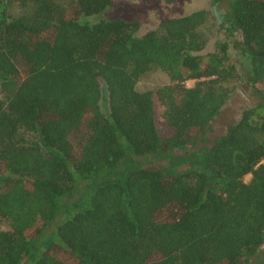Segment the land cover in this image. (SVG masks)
<instances>
[{"label":"trees","instance_id":"obj_1","mask_svg":"<svg viewBox=\"0 0 264 264\" xmlns=\"http://www.w3.org/2000/svg\"><path fill=\"white\" fill-rule=\"evenodd\" d=\"M209 1L138 34L101 15L151 0H0V264H264V0ZM215 25L256 102L196 148L242 81Z\"/></svg>","mask_w":264,"mask_h":264},{"label":"rangeland","instance_id":"obj_2","mask_svg":"<svg viewBox=\"0 0 264 264\" xmlns=\"http://www.w3.org/2000/svg\"><path fill=\"white\" fill-rule=\"evenodd\" d=\"M127 3H139L141 0H120ZM146 1V0H143ZM197 10H206L208 13H212L217 20L214 10L216 7L212 5L209 0H191V1H173L169 2L167 0H151L150 4L145 3V6L140 10L132 9H117L103 13L101 18L103 19H122L126 21L136 22L139 26L138 34H143L148 30L154 29L159 22L177 17L186 13H190ZM220 10L216 13L220 17ZM211 14V15H212ZM239 37L233 35L227 37L224 31L219 28L218 25L214 26V30L210 37L208 38L207 44L204 49L198 53V55H204L210 53L214 49V45L217 42H227L228 43V53L231 62L236 67L238 75L241 76L242 81H234L230 84L232 91L228 97L227 102L220 109V112L216 117H214L208 124L207 129L204 132V137L206 142L200 143L198 141L196 148L209 147L216 137L221 135L225 129L234 124L240 117L241 112L253 105L256 101L252 97L251 92L244 85L243 77L247 71V65L241 56V53L234 48L232 43ZM167 78L164 74L154 71L144 74L137 82L136 89L139 92L143 91H154L155 89L167 84ZM192 82H187L186 86L191 87ZM154 109L156 114V120L159 121V116L161 114V107L154 100ZM249 176L244 177L243 181L247 182ZM262 256L264 258V248L262 249Z\"/></svg>","mask_w":264,"mask_h":264},{"label":"water","instance_id":"obj_3","mask_svg":"<svg viewBox=\"0 0 264 264\" xmlns=\"http://www.w3.org/2000/svg\"><path fill=\"white\" fill-rule=\"evenodd\" d=\"M214 12H215L216 17L219 18L218 15H217V13H216V10H214Z\"/></svg>","mask_w":264,"mask_h":264}]
</instances>
